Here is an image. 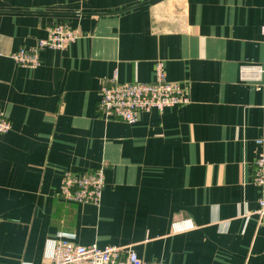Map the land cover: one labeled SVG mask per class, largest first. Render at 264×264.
<instances>
[{
	"label": "crops",
	"instance_id": "crops-1",
	"mask_svg": "<svg viewBox=\"0 0 264 264\" xmlns=\"http://www.w3.org/2000/svg\"><path fill=\"white\" fill-rule=\"evenodd\" d=\"M0 0V264H45L50 239L131 247L155 264H264L256 160L264 138V0ZM78 29L38 68L11 55L50 27ZM167 79L186 106L128 124L98 115L100 91ZM103 168L99 205L60 198L65 172ZM187 221L194 228L176 230Z\"/></svg>",
	"mask_w": 264,
	"mask_h": 264
},
{
	"label": "built area",
	"instance_id": "built-area-1",
	"mask_svg": "<svg viewBox=\"0 0 264 264\" xmlns=\"http://www.w3.org/2000/svg\"><path fill=\"white\" fill-rule=\"evenodd\" d=\"M80 38L78 29L67 25L50 27L47 36L38 39L31 48H20L11 55L12 60L21 67L38 68L41 64V54L45 50L62 51ZM152 83H122L117 73L105 83L100 91L98 115L117 119L128 124H136L142 113L153 110L164 111L166 108L186 106L190 103L187 90L177 82L167 79L163 61L156 64ZM242 81L264 80V67L257 65L242 66L240 72ZM12 129L11 121L0 108V135L7 134ZM260 147L256 160V171L253 182L260 189L258 208L248 212L247 216H257L264 221V138L257 141ZM106 184L103 168L80 174L65 172L60 187V198L66 202L87 205H99ZM192 222L187 221L176 230L193 229ZM45 264H155L145 262L131 247L97 245L81 246L76 244L74 237H59L50 239L45 251Z\"/></svg>",
	"mask_w": 264,
	"mask_h": 264
},
{
	"label": "water",
	"instance_id": "water-1",
	"mask_svg": "<svg viewBox=\"0 0 264 264\" xmlns=\"http://www.w3.org/2000/svg\"><path fill=\"white\" fill-rule=\"evenodd\" d=\"M162 1H165V0H151L148 3L151 4V5H155V4H158V3L162 2Z\"/></svg>",
	"mask_w": 264,
	"mask_h": 264
}]
</instances>
